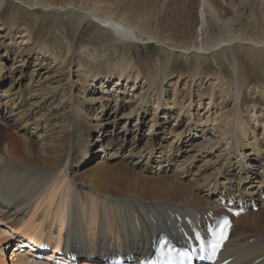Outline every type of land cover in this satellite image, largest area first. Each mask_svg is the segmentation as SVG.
Segmentation results:
<instances>
[{"label": "bare ground", "instance_id": "obj_1", "mask_svg": "<svg viewBox=\"0 0 264 264\" xmlns=\"http://www.w3.org/2000/svg\"><path fill=\"white\" fill-rule=\"evenodd\" d=\"M13 1L15 2V4L13 3V8L7 10L8 5ZM84 1H72L69 4L70 7L66 8L64 6L51 5L50 3L54 2L53 0H40L45 9L42 12L45 15L50 14L52 16L49 21L53 22L54 29H57L66 44V56L59 60L63 64V67H61L63 70H68L69 68V57H67L70 49L69 44H72L75 31L82 23L83 27L94 26L102 32L109 33L110 41L114 45H132L138 40L145 39L137 34L133 25L134 22L129 19L116 18V15L115 17L110 15V12L107 11L109 8L107 6L104 7L101 4H96V2L85 5ZM222 3H224L222 0H200L201 15L206 18V21L219 17V8L222 7ZM24 6L25 4L16 0H0V18L5 15L1 19L2 23L8 27V32L12 29H17L19 26L22 27V30L18 28L16 34L19 33L22 36L20 44H25V46L29 47H24V52L30 49L36 51L35 59L38 61L35 63H48L44 57L53 58V61H56L60 55H58L57 51H53L54 49L52 50L54 43L48 44L49 42H47L51 34V27L48 26L50 24H48L47 20V22L41 21L40 28L37 31L32 29L29 25L30 23L24 22L25 13L28 10ZM192 8L191 5L189 7L190 11ZM262 19L264 20V14ZM62 27L66 28L65 32L61 30ZM190 30V28L186 31L181 29L180 32L186 35L190 33ZM80 32L81 29L79 30ZM153 34L156 35L155 32ZM156 38L149 37L146 39L156 40L161 45L167 46L168 50L176 51L178 49L183 54L191 49L187 48V44L185 47H182V45L169 46L166 42L158 41ZM165 39H169V37ZM242 41H244V45H249L250 49L264 44V42L254 41V39ZM225 44L221 45V42H219L214 47L204 48L203 51L198 50L199 53H196L199 55L200 53H206V50L209 52L210 50H221ZM215 46L218 47L216 48ZM17 52L14 55L20 56V52ZM82 53L87 58L93 59V61L99 58L85 46L82 48ZM114 53H116V61L113 62L110 59L104 69L99 64L95 66V70L78 69V72H82L83 80L78 76L76 80L71 81L70 70L66 72L67 75H60L59 70L57 74L52 76L57 77V80H54L56 83L50 89L51 91H48L46 86H42V83L38 80L37 88L32 91V94L30 93L31 96L36 94L44 98L57 87H60L66 95V100L60 106L62 111L58 112V110H55L56 114L53 112L51 115L52 120L55 121L54 129H57V134L54 137L43 136V133L38 134V131H36L40 125L39 118L30 116L40 111L41 105H39L38 111L33 114L30 107L38 100L28 103L30 107L27 110L21 108V104L25 101L23 89L0 94V225L8 226L9 230L4 231L8 237L7 240L20 237L21 235L28 238L35 237L40 240L47 235H55V232L60 234L65 231L66 236L68 234L74 241L72 246L74 248L78 247L76 250H79V252L88 251L89 254H93L100 253L96 244V237H93L97 236V234L99 236L97 242H100L109 250L113 249L114 246L118 248L124 241L133 244H144L145 238L153 236L155 232L162 228L174 226L177 218H174L173 213H178L177 215L183 217L184 214L191 216L205 213L210 209L216 210L218 209L217 201L220 196L225 194H234L238 197L242 192L246 196L243 199L244 202L242 201L244 205L247 206L249 201L253 200V202L258 201L260 206L264 207V199L260 198L261 194H264V160L254 157L258 162L257 167L261 168L259 170H262V172L260 179L254 180L257 184H252L250 177H252L254 172H250V168H245V165H250L246 159L249 156L239 147L238 136L234 138L235 131L239 130L242 133L240 117L237 113L234 114L231 122H227V128L223 129L221 120L215 121L210 127L209 124L199 121L193 122L190 118L191 112L188 106L184 109L181 106L175 110L176 119L181 114H185L184 119L187 121V124L183 126V132L180 130L181 132L175 133L177 138L182 135L185 136L192 130L199 133L201 131L202 134L207 131L204 135H213L217 132V139L214 142L205 141L203 150L204 148L211 150L221 144V146H224L221 148V152L226 151L224 156H222L225 163L223 161L218 165L216 160H212L213 158L207 159L208 161L203 163L206 170L210 168L206 171V176L199 180L200 183L204 182L203 185L206 187L205 195L197 193L200 187L195 190V185L185 184L181 180H176L172 177L153 176L151 181L149 178L151 176H146L140 171L136 172L118 162L107 165L102 161H98V163L96 162L97 164L88 168V170L75 175L76 178L71 175L70 168L73 164L81 162L82 158L86 159L88 157L90 146L85 143V137L89 136V125H91V122L87 123L88 112L82 108L83 103L76 99V96L83 97L87 89L92 86L93 88L95 87L94 93L86 98L87 103L86 101L85 103L88 107L91 105V109L99 108L98 113L94 111L90 117L97 119L98 124L96 127L104 125V119L98 114L102 112V108L109 101H113L114 106L117 104L119 107H126L129 111L134 110L136 113H138L139 108L144 111L148 107L149 109L156 108L165 111L167 109L165 104L158 98L162 97L164 91L163 81L171 74V61L159 56L158 63L147 62L140 66L134 59L131 60L126 55L119 54V50L116 48ZM96 55H98L97 52ZM6 56H8L7 52ZM18 60L20 61L18 65H24L25 59L21 60L18 58ZM240 62V59L233 56L232 64L229 65L230 70L229 72L227 71V75H224L225 78L222 81L219 80L221 78V68L219 69L220 71L211 73L212 77H207V80L211 81L210 85L202 93H198L199 99L203 93L213 96L214 89L217 86L219 89L225 88L231 96L235 97L236 103L239 105L243 88L248 81L246 69L241 66ZM3 67L0 64V70L4 69ZM187 70L188 82L197 81L196 79L201 73L199 62H194L193 65L189 64ZM113 72L117 73V80L112 87L108 88L109 80L107 77ZM99 76L103 78L100 80ZM138 77L147 81L148 85L145 92L124 94L126 89L123 88V85L125 87L128 83H131V90L134 89ZM31 79L32 77H30ZM46 79H48V75L45 77V81ZM122 81H125V84ZM73 82L80 84L78 88L80 93L74 94ZM145 86H142V88ZM152 94L157 95V99L152 98ZM96 104L97 107L94 108ZM176 105L179 106V103L176 102ZM37 107L32 108L36 110ZM237 111L238 108H235L234 112ZM155 112L157 111L155 110ZM168 113L171 117L174 114V112L169 110L165 114ZM155 118L153 117V120H151V126H153ZM189 120L190 124L188 123ZM209 121L210 119H206L205 122ZM44 129L45 127H42V130ZM243 135L245 136L246 134L243 132ZM154 144L149 142L147 147L148 153L151 155L155 152ZM175 152L176 148L175 150L173 149V153ZM160 153L161 155L158 156L160 160H155L157 161L156 166L163 168L171 165L172 159H174L170 158L172 154L167 156L165 152L162 153L161 151ZM230 153L238 157L235 162H232L233 159L230 157ZM235 164L238 165L237 172L232 174L230 172L232 171L231 167L235 166ZM176 166H178L177 171H183L182 175H184L185 172H188L191 164L187 159H184L180 160ZM220 177L222 178L221 180ZM157 178H163V180H156ZM148 188L155 191L154 193L167 197L150 199L136 192L132 193L133 190L137 191L140 189L144 191ZM216 193L218 195L210 202L209 195ZM179 195H182L183 198L175 199ZM204 202H207V204ZM113 236L116 240L111 243ZM14 242H17V240H14ZM0 245H2L1 240ZM10 246L11 249L7 256H10L15 251L11 255L12 259L0 255V264H27L30 257L34 259L31 255L28 256L17 251L23 246L20 243L17 247L13 243ZM2 251L3 246L0 247V254ZM222 256L225 258L231 257L230 264H264V212L248 211L236 218L233 226V235L223 248ZM13 259H15V262H11ZM38 260L35 264L40 262L51 264L49 261ZM80 264L102 263L82 262Z\"/></svg>", "mask_w": 264, "mask_h": 264}, {"label": "rangeland", "instance_id": "obj_2", "mask_svg": "<svg viewBox=\"0 0 264 264\" xmlns=\"http://www.w3.org/2000/svg\"><path fill=\"white\" fill-rule=\"evenodd\" d=\"M16 1L25 4L24 7L28 8L25 13L24 22L30 23L29 25L35 31L40 28L39 25L41 21H48V24H50L48 26L51 27V34L47 42H49L48 44L54 43L52 50L54 49L53 51H57L58 55H60L56 61H53V58L44 57L48 63H35L38 61L35 59L36 51L30 49L24 52V49L29 47L25 46V44H20L22 36L19 33L16 34L18 28L22 30V27L19 26L17 29H12L10 33L7 31L8 27H6L1 20L5 15L0 18V64L4 66V69L0 70V94L4 92L7 94L10 91L16 92L17 89H23L25 101L21 104V108L27 110L30 107L28 103L38 100V102L35 103L36 105L34 104L30 107L33 114L38 111L39 105H41L40 111L30 116L39 118L38 121L40 125L36 129L38 134L43 133V136L50 137L56 136L57 129H54L55 121L52 120L51 115L53 112L56 114L55 110L61 112L60 106L62 102L66 100L65 92L60 87L54 88L53 92H49L44 98L36 94L31 96L32 91L37 88L38 80H40L42 86L48 88V91H51L50 89L53 88L56 83L54 80H57V77L52 76L57 74L59 70L60 75H67L66 72L70 70L71 81L76 80L78 76L83 80L82 72H78V69L84 68L86 70H93L98 64L104 69L110 59L113 62L116 61V53H114L115 48L119 50V54H124L131 58V60L134 59L140 66H143L147 62L158 63L159 56L164 59H169L172 64L170 76L163 81L164 91L162 97L158 99L165 104V108L170 112H174V114L171 113L174 118H172L169 113L165 114L168 112L167 109L165 111L156 108L149 109L148 107L147 110L144 111L139 108L138 113H136L134 110L129 111L126 107H119L117 104L114 106V102L109 101L105 107L102 108V112L98 114L104 119V125L96 127L98 124L97 119H92L90 117L93 115L94 111L98 113L99 108L91 109V105H89V107L86 105V98L94 93L93 90H95V87L93 88L92 86L87 89L83 97L76 96V99H79V101L83 103L82 108L88 112L87 115L89 117L87 123L91 122V125H89V136L85 137V143L90 146L87 154L88 157L86 159L82 158L81 162L73 164L70 168L71 175L75 177L79 172L81 173L84 170H88V168L97 164L98 161H102L107 165L118 162L136 172L140 171L146 176H151L152 178L149 177L151 181L153 180V176L172 177L176 180H181L185 184L195 185V190L197 187H200L197 193H199V195H205L206 187L203 185L204 182L200 183L199 180L206 176V171L210 168L206 170L205 164L203 163L208 161L207 159L210 160L213 158L212 160H216L219 165L224 161L222 156H224L226 151L221 152V148L224 147L221 146V144H218L211 150L206 148L203 150L204 143H206L205 141L210 140V142H214L217 139V132L213 135H204L207 131L202 134L201 131L199 133L192 130L185 136L182 135L184 138L182 136L180 138L175 136V133L180 130L183 132V126L187 124V121L184 119L185 114H181L180 117L176 119L175 110L179 109L181 106H183V109L188 106L190 108V118L192 121L209 124V127L213 125L215 121L221 120V124L223 125L222 128L226 129L227 122L233 120L235 113L238 114L242 126V133H240L239 130L235 131L234 138L238 136L240 141L239 147L244 153L248 154L249 157L246 159L248 161L247 163L250 165H244L246 169L250 168V172H254L252 177H250L251 183L257 184L254 180L260 179L262 170L260 171L259 169L261 168L257 167L258 162L254 157L256 156L264 160V44L250 49L249 45H244V41L242 40L254 39V41L264 42V20L262 19V15L264 14V0H222L224 3H222V7L219 8V17L211 18V20L207 21L206 18L201 15L202 8L200 6V0H85V5L96 2V4L109 7L107 11L110 12V15L114 17L116 15V18L129 19L134 22L133 25L137 34L145 39L138 40V42H134L132 45H114L112 41H110L109 33L102 32L94 26L83 27L82 23L76 31L74 30L75 36L73 42L69 44L70 49L67 57H69L70 65L68 70H63L61 68L63 64L59 61L66 56L64 38H62L57 29H54L53 22L49 21L52 16L50 14L45 15V13L42 12L45 10L41 4L42 2H40V0ZM53 1L54 2L50 3L51 5L69 8V4L76 0ZM13 3L15 4L13 1L8 5L7 10L13 8ZM191 5L193 8L190 11L189 7ZM188 28L191 29L190 33L184 35L183 32H180L181 29L186 31ZM80 29L81 32L79 33ZM61 30L65 32L66 28L62 27ZM154 32L157 36L153 34ZM149 37L156 38L158 41H164L169 46L182 45V47H185L187 44V48L191 49L184 54L178 49L176 51H170L167 46L161 45L156 40H147L146 38ZM166 37H169V39H165ZM219 42H221V45L226 43L221 50H210V52L206 50V53H200L198 55V50L203 51L204 48L214 47V45ZM83 46L88 47V50L90 52L93 51L95 56L99 58L93 61V59L87 58L84 53L81 54ZM16 51L20 52L21 55H14ZM6 52L8 56H6ZM96 52L98 55H96ZM233 56L241 60V66L246 69V76L248 77V81L243 88L239 105L236 103L235 97L231 96L225 88L219 89L217 86L214 89L213 96H208L203 93L199 99L197 96L198 93H202V91L210 85L209 83L211 81L207 80V77H212L211 73L218 72L221 68V78L219 80H224V75H227L230 70L229 65L232 64ZM18 58L21 60L25 59L24 65H18L20 62ZM194 62H199L201 73L196 79L197 81L188 82L187 67L189 64L193 65ZM47 65L49 66L47 67ZM47 75L48 79L45 81ZM30 77H32L31 80ZM102 78V76H99L100 80ZM107 78L109 80L108 88H110L117 80V73L113 72V74ZM137 79L135 87L132 90L130 86L131 83H128L125 87L123 85V88L126 89L124 94L145 92L148 85L147 81H144V78L138 77ZM176 80L177 82H175ZM122 83L125 84V81H122ZM72 84L74 94L80 93L78 89L80 84H78V82H73ZM142 86L145 87L142 88ZM151 97L157 99L158 96L152 94ZM176 102L179 103V106L176 105ZM32 107L37 108L35 110ZM95 107H97V104L94 105V108ZM235 108H238L239 112H234ZM155 110L157 112H155ZM153 117L156 118L154 119L153 126H151ZM206 119H210V121L205 122ZM188 123H191L190 120ZM42 127H45V129L42 130ZM99 131L101 132L100 136ZM243 132L246 134L245 136ZM149 142H152V144L155 143V152L152 155L148 153L147 149ZM175 148L177 153H173V149L175 150ZM161 151L162 153L165 152L167 156L172 154L170 158L174 159H172L171 165L158 168L156 166L157 161L155 160H160L158 156L161 155ZM230 157L233 159L232 162H235L238 158L231 153ZM184 159H187L191 166L188 172L184 170L185 173L182 175L183 171H177L178 166L176 165L179 164L180 160ZM237 166L238 165L235 164V166L231 167L232 171L230 172L232 174L237 172ZM221 179L220 177V180ZM156 180H163V178H157ZM133 192L144 197H149L150 199L167 197L159 193H154L155 191L149 188L144 191L140 189L137 191L133 190L132 193ZM214 197L215 194L209 195L210 199H208L210 202L214 200ZM181 198H183L182 195L175 197V199ZM204 203L207 204V202ZM258 212H264V208H260ZM3 226L4 225H0V240L2 242L0 247L3 246V251L0 255L12 259L11 255H13L15 251L12 252L10 256H7L11 249V243L10 239L7 240L8 237L4 232L6 230L2 229H5ZM11 262H15V259L11 260ZM27 264L33 263L28 262ZM37 264L44 263L40 262Z\"/></svg>", "mask_w": 264, "mask_h": 264}, {"label": "snow or ice", "instance_id": "obj_3", "mask_svg": "<svg viewBox=\"0 0 264 264\" xmlns=\"http://www.w3.org/2000/svg\"><path fill=\"white\" fill-rule=\"evenodd\" d=\"M225 224H227V221H225ZM218 245H214L213 248L215 249V247H217Z\"/></svg>", "mask_w": 264, "mask_h": 264}]
</instances>
